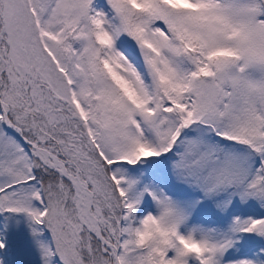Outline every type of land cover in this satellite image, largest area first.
<instances>
[{
    "label": "snow or ice",
    "instance_id": "obj_1",
    "mask_svg": "<svg viewBox=\"0 0 264 264\" xmlns=\"http://www.w3.org/2000/svg\"><path fill=\"white\" fill-rule=\"evenodd\" d=\"M0 264H264V0H0Z\"/></svg>",
    "mask_w": 264,
    "mask_h": 264
},
{
    "label": "trees",
    "instance_id": "obj_2",
    "mask_svg": "<svg viewBox=\"0 0 264 264\" xmlns=\"http://www.w3.org/2000/svg\"><path fill=\"white\" fill-rule=\"evenodd\" d=\"M12 258L13 260L19 262H24L30 259V257L24 254L23 252H17Z\"/></svg>",
    "mask_w": 264,
    "mask_h": 264
}]
</instances>
